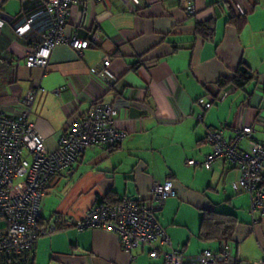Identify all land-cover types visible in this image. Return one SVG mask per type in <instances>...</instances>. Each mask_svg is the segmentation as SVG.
<instances>
[{
	"label": "crops",
	"instance_id": "obj_1",
	"mask_svg": "<svg viewBox=\"0 0 264 264\" xmlns=\"http://www.w3.org/2000/svg\"><path fill=\"white\" fill-rule=\"evenodd\" d=\"M188 5L195 7L193 15L185 13ZM228 5L229 0L87 2L71 10L67 33L85 40L95 36L94 44L81 56L69 45H57L46 67H31L25 56L42 40L47 17L36 2L0 0V107L5 113L15 114L25 90L37 84L44 90L34 95L30 120L47 149L56 147L69 119L87 114L96 100L115 106L114 124L126 133L117 147L88 146L69 169L50 179L40 224L64 222L55 233L36 240L32 264H38L44 249L58 264H162V257L151 258L144 247L134 249L130 260L117 235L94 228L79 231L72 220L108 193L151 206L152 184L169 179L175 194L155 214L171 247L187 259L184 264H194L189 261L203 250L218 252L221 245L237 264L264 257V216L241 211L228 193L246 195L249 202L247 193L232 188L236 169L222 159L206 169L208 188L226 195L217 202L203 188L183 186L174 172L185 145L200 161L211 152L207 130L222 129L230 139L235 126L251 125L252 139L264 142V0H245L248 15L239 31L227 21ZM22 7L28 10L27 21ZM209 19L212 32L205 38L196 24ZM105 58L107 66L102 65ZM240 62L248 67L251 81L242 88L230 81L219 86ZM200 99L212 104L204 109ZM239 148L247 150L249 142L243 139ZM211 208L236 215L227 243L199 239L201 212ZM179 209L191 218H177Z\"/></svg>",
	"mask_w": 264,
	"mask_h": 264
},
{
	"label": "built area",
	"instance_id": "obj_2",
	"mask_svg": "<svg viewBox=\"0 0 264 264\" xmlns=\"http://www.w3.org/2000/svg\"><path fill=\"white\" fill-rule=\"evenodd\" d=\"M104 0H27L37 3L45 14L48 26L42 33V40L25 56V63L31 67H46L51 51L60 44L69 45L78 56L83 49L93 45L92 40L77 39L67 33L71 10L87 2ZM245 0H229L235 14L246 12ZM28 10L22 7L26 20ZM187 15L195 13V7L188 5ZM27 21V20H26ZM105 58L102 65L107 66ZM226 88V92L231 90ZM44 88L40 85L28 87L19 109L8 115L0 107V264H32L34 244L37 239L57 231L55 225L38 222L40 208L47 185L52 177L69 169L88 146L114 147L126 136L125 131L115 126V106L96 100L85 115L69 119L66 128L53 149H47L42 135L30 120L34 95ZM202 108H209L211 99L199 100ZM251 125H239L234 135L225 139L222 129H211L205 133V141L211 152L201 161L188 159L190 166L210 169L222 159L238 171L232 181V188L249 196V214L264 216V142L252 139ZM246 139L249 148H239ZM175 194L171 181L153 183L150 188L151 206L124 196L117 202L103 201L93 204L81 217L72 220L76 230L100 229L117 235L121 249L133 260L132 251L139 247L148 249L153 259L162 257V264H184L183 254L171 247L170 238L157 220L156 211L166 198ZM189 262L194 264H237L224 249L218 252L203 250ZM242 264V263H239ZM248 264V263H245ZM252 264H264V257Z\"/></svg>",
	"mask_w": 264,
	"mask_h": 264
},
{
	"label": "trees",
	"instance_id": "obj_3",
	"mask_svg": "<svg viewBox=\"0 0 264 264\" xmlns=\"http://www.w3.org/2000/svg\"><path fill=\"white\" fill-rule=\"evenodd\" d=\"M228 6L230 15L227 21L233 23L239 31L245 24L248 13L245 12L243 14H235L230 5ZM211 22L212 20L209 19L205 22L196 24V31L205 38L209 37L212 32ZM251 79L252 75L249 72L248 67L243 62H240L234 72V75L230 79L224 78V80H219L218 84L219 86H223L230 81L233 84V87L242 88L250 82ZM114 147H117V145ZM108 148L111 149L113 147ZM118 200L119 199L112 198L108 193L104 197H98L95 204L103 201L117 202ZM38 222L40 223V217ZM63 222V219H57L55 223L57 230L63 226ZM236 223V215L233 212H224L219 209L217 210L216 208L205 209L200 215L199 239L203 241H219L220 244L223 242L227 243L232 236ZM222 249H224V247L221 245L219 250Z\"/></svg>",
	"mask_w": 264,
	"mask_h": 264
},
{
	"label": "rangeland",
	"instance_id": "obj_4",
	"mask_svg": "<svg viewBox=\"0 0 264 264\" xmlns=\"http://www.w3.org/2000/svg\"><path fill=\"white\" fill-rule=\"evenodd\" d=\"M192 150L193 151L195 150L194 145H193ZM184 151H185V154H183L182 151H181L182 155H181V153L179 154L180 157L178 159V163L175 166L176 169H174V172H175L178 180L183 183V186H185L186 188H190L192 190L203 188L201 190L206 192L205 194L212 200V202H217V201H214L216 199L218 201L224 200V198H226V195L224 196L223 192L216 193L212 189L208 188V185H207L208 177L207 176L203 177L204 173H207L208 170L204 169L202 166L200 167L199 165L196 166V168L193 170V168L190 167L189 165L187 166V163L185 162V161H187L186 158L187 159H194L195 161H198V162H201L202 160L200 161L199 159H195L194 157L191 156L190 146L185 145ZM228 193H232V195L234 196L232 200L237 202L238 203L237 206H239V208H242L240 210L247 214L249 212L248 211L249 202H248V198L246 197V195H239L238 194L236 196V194H234V192L232 190L229 191ZM176 207L170 208L171 215H173L172 213L174 211V208H176ZM194 213H195L194 217L197 218V221H198V214H197L198 210L194 209ZM177 218H184V219L191 218V213L189 215V214H186V212L184 210L179 209L177 212ZM37 261H38V264H58L53 253H51V251H49V250L47 251L46 249H44L43 251H41V250L39 251Z\"/></svg>",
	"mask_w": 264,
	"mask_h": 264
}]
</instances>
